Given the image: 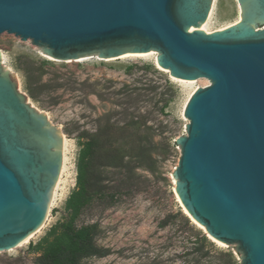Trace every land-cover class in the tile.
Masks as SVG:
<instances>
[{"label": "water", "instance_id": "95a60500", "mask_svg": "<svg viewBox=\"0 0 264 264\" xmlns=\"http://www.w3.org/2000/svg\"><path fill=\"white\" fill-rule=\"evenodd\" d=\"M240 19L215 26L216 0H0V35L55 61L154 53L171 78L205 79L190 96L171 174L179 203L238 264H264V0H234ZM63 137L1 66L0 253L44 224Z\"/></svg>", "mask_w": 264, "mask_h": 264}, {"label": "rangeland", "instance_id": "374dc122", "mask_svg": "<svg viewBox=\"0 0 264 264\" xmlns=\"http://www.w3.org/2000/svg\"><path fill=\"white\" fill-rule=\"evenodd\" d=\"M238 15L234 0H216L211 31L234 23ZM0 53L1 66L18 91L46 114L65 140V171L44 224L27 243L0 253V264H35L37 255L29 246L64 218L65 200L75 187L79 135L105 132L109 124L121 127L132 119L138 123L135 127L127 133L115 130L108 139L125 149L130 171L97 164L95 178L101 181L94 189L104 194L95 197L75 223L96 225L94 243L104 256L84 258L79 264H195L191 249L200 246L201 236L207 240V254L198 264H222L220 252H230L238 264L231 248L207 237L184 213L171 177L180 156L174 141L185 135L183 111L207 80L171 78L156 66L152 52L155 56L55 61L29 40L3 33Z\"/></svg>", "mask_w": 264, "mask_h": 264}, {"label": "trees", "instance_id": "16d2710c", "mask_svg": "<svg viewBox=\"0 0 264 264\" xmlns=\"http://www.w3.org/2000/svg\"><path fill=\"white\" fill-rule=\"evenodd\" d=\"M137 124V121L132 119L121 127L109 124L105 127V132H82L79 135L74 190L65 200L64 218L54 224L40 241L29 246V252L37 255L35 264H79L84 258L104 256L103 250L96 247L94 243L96 225L77 227L75 223L94 198L104 194L94 189L101 181L95 178L97 164H101L99 167L103 169L116 168L123 170V173L130 171V162H124L125 149L108 139L115 130L127 133V129ZM104 136L107 141H102ZM197 241L200 246L191 249V252L195 254V264H198L207 254L204 253L206 238L201 236ZM217 256L222 264L234 262L230 252H220ZM184 264L192 263L185 261Z\"/></svg>", "mask_w": 264, "mask_h": 264}, {"label": "bare ground", "instance_id": "6f19581e", "mask_svg": "<svg viewBox=\"0 0 264 264\" xmlns=\"http://www.w3.org/2000/svg\"><path fill=\"white\" fill-rule=\"evenodd\" d=\"M240 19V16L238 15V17H237V19H236V21L234 22V23H236L238 20ZM234 23H232V24H234ZM232 24H230V25H232ZM230 25H227V26H225V27H222V28H220V29H217V30H222V29H224V28H226V27H228V26H230ZM217 30H215V31H217ZM211 32H213V31H210L209 33H211ZM151 53V52H150ZM125 54L122 58H127V57H146V56H151V55H153V56H155L154 54ZM156 57V56H155ZM186 84H193V83H186ZM63 142H64V146H63V161H62V164H63V166H62V171L60 172V176H59V179H58V181H57V184H56V186H55V189H54V191H53V196H52V200H53V198L55 197V195H56V190L58 189V187L60 186V184H61V181H62V177H63V174H64V171H65V140L63 139ZM177 197V196H176ZM52 200H51V202H52ZM52 205V203H50V206ZM49 206V207H50ZM184 210V209H183ZM184 213L186 214V212L184 211ZM187 215V214H186ZM192 220V219H191ZM193 221V220H192ZM194 222V221H193ZM195 223V222H194ZM196 224V223H195ZM196 225H198V224H196ZM200 227V226H199ZM39 231V230H38ZM35 234V233H34ZM33 234V235H34ZM33 235H31L30 237H28V238H26L20 245H19V247L21 246V245H23V244H25V243H27L32 237H33ZM216 242V241H215ZM217 244H219V245H222V244H220L219 242H217Z\"/></svg>", "mask_w": 264, "mask_h": 264}]
</instances>
